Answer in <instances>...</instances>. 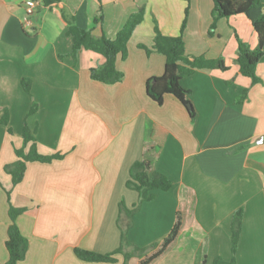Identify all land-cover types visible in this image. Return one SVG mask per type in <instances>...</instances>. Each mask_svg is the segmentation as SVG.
I'll return each mask as SVG.
<instances>
[{"label": "crops", "instance_id": "crops-1", "mask_svg": "<svg viewBox=\"0 0 264 264\" xmlns=\"http://www.w3.org/2000/svg\"><path fill=\"white\" fill-rule=\"evenodd\" d=\"M26 1L0 0V120L8 117L7 127L0 123V264L8 258L9 203L23 209L15 221L27 242L19 264H122L121 254L115 263H88L74 255V249L110 254L119 247L128 221L119 213L120 202L127 211L137 208L123 252L143 249L127 264L156 253L177 217L175 239L149 264L229 262L231 220L238 210L235 264H264V47L252 84L236 63L237 38L250 49L257 45L247 18H221L209 34L211 0H60L50 6L31 0L39 6L25 30ZM140 8L143 21L127 42L125 58L115 61L121 81L91 80L90 69L104 59L85 50L70 57L72 44L64 33L69 21L112 40ZM185 12L186 55L222 59L227 68L181 79L192 119L171 95L161 105L147 97L145 83L163 75L165 59L139 47L152 48L154 24L162 34L178 36ZM32 104L36 111L26 117ZM24 124L38 154L62 159L27 163L22 181L12 186L3 167L23 147ZM145 152L171 187L139 202L126 182L130 166Z\"/></svg>", "mask_w": 264, "mask_h": 264}, {"label": "trees", "instance_id": "trees-1", "mask_svg": "<svg viewBox=\"0 0 264 264\" xmlns=\"http://www.w3.org/2000/svg\"><path fill=\"white\" fill-rule=\"evenodd\" d=\"M60 0H42L44 6H50L58 3ZM213 4L211 25L209 34L215 29L216 22L221 18H231L237 16H244L250 22L256 37L257 45L254 49L237 38V54L236 63L238 71L241 75L248 77L252 84L257 83L256 66L263 57L264 47V12L259 0H211ZM144 9L140 8L137 12L131 14L123 27L117 32L114 39H108L102 34L95 38L92 36L90 29H81L73 24V19L68 23L65 30V36L71 40L70 57L76 58L79 51L85 50L100 55L104 62L102 65L91 68L90 78L103 84L112 85L121 81L122 74L115 68V61L117 57L122 59L126 56L127 42L132 36L133 32L143 21ZM186 12L180 27V34L175 37L162 34L157 28L156 24L153 26V45L151 49L140 45L147 54L151 51L161 54L165 59L164 72L160 77H153L145 83V93L149 99L155 104L161 105L163 98L166 95H171L176 98L184 107L190 118H193V111L189 103V91L183 89L180 84L182 78L193 74L197 70H213L219 69L225 71L222 59L206 60L203 57L189 58L185 53L184 42L182 39V31L186 24ZM100 20L95 18V23ZM23 90L27 95H30V83L28 80L21 82ZM247 91H243L239 102H242L246 97ZM36 111L35 104H32L26 117L31 116ZM0 123L7 127L8 117L6 113L2 116ZM9 134L11 131L8 129ZM23 147L14 150L15 161L6 164L3 171L11 178L12 186L17 185L23 179L27 163H51L54 160L62 159V155L55 154L50 156H43L38 154L36 150L35 138L32 132L24 124L22 129ZM29 148L25 151L26 145ZM126 187L134 190L138 194L139 202H149L154 198V191L166 192L171 185L169 180L152 168V157L149 152H145L141 160L135 161L129 169V179L126 182ZM7 201L9 203V193L6 192ZM136 206L131 211L125 210L124 204L119 203V213H125L128 221L125 228H121V243L119 247L110 254H97L83 249H74V255L77 259L88 263H115V255L121 254L123 256V263L127 264L128 260L137 256L140 257L143 249L133 248L131 253L123 252L126 242V231L131 224V216L136 212ZM23 213V209L14 208L10 203L8 207V216L10 224L7 229V239L4 243L7 251L6 264H19L24 260L27 242L21 236L15 221L16 218ZM242 212L236 211L231 220V236H230V253L231 258L229 262L223 261L221 258H216L213 264H235V252L239 241L241 231ZM180 222L177 217L174 226L169 234L162 240L158 251L149 257H144L139 261V264H149L153 259L162 253V251L175 239ZM154 246V245H153Z\"/></svg>", "mask_w": 264, "mask_h": 264}, {"label": "built area", "instance_id": "built-area-1", "mask_svg": "<svg viewBox=\"0 0 264 264\" xmlns=\"http://www.w3.org/2000/svg\"><path fill=\"white\" fill-rule=\"evenodd\" d=\"M39 6V2L37 1H26L24 4V16L22 18L23 27L28 29L31 25L30 18L35 14L37 7Z\"/></svg>", "mask_w": 264, "mask_h": 264}, {"label": "rangeland", "instance_id": "rangeland-1", "mask_svg": "<svg viewBox=\"0 0 264 264\" xmlns=\"http://www.w3.org/2000/svg\"><path fill=\"white\" fill-rule=\"evenodd\" d=\"M162 260H165V259H162ZM162 260L160 261L161 264H162V262H163ZM169 264H177V263L173 262V260H169Z\"/></svg>", "mask_w": 264, "mask_h": 264}, {"label": "water", "instance_id": "water-1", "mask_svg": "<svg viewBox=\"0 0 264 264\" xmlns=\"http://www.w3.org/2000/svg\"><path fill=\"white\" fill-rule=\"evenodd\" d=\"M260 141L263 142L264 141V137H262Z\"/></svg>", "mask_w": 264, "mask_h": 264}]
</instances>
